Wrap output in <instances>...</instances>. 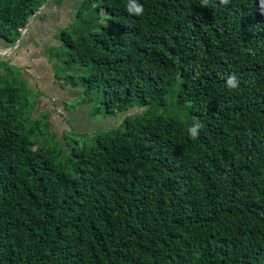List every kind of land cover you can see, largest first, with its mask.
Returning a JSON list of instances; mask_svg holds the SVG:
<instances>
[{"label": "trees", "instance_id": "16d2710c", "mask_svg": "<svg viewBox=\"0 0 264 264\" xmlns=\"http://www.w3.org/2000/svg\"><path fill=\"white\" fill-rule=\"evenodd\" d=\"M44 1L0 0V36L15 44ZM93 1L109 14L62 32L65 63L108 114L177 87L187 118L127 116L74 146L70 171L32 144L18 89L0 84V264H264L262 0H137L142 16Z\"/></svg>", "mask_w": 264, "mask_h": 264}, {"label": "rangeland", "instance_id": "374dc122", "mask_svg": "<svg viewBox=\"0 0 264 264\" xmlns=\"http://www.w3.org/2000/svg\"><path fill=\"white\" fill-rule=\"evenodd\" d=\"M49 1L45 0L42 6ZM51 1L59 2V0ZM97 4L98 1L87 4H84L83 0L64 1L59 9L61 10L60 26L56 25L59 29L58 38L62 39V32L76 36L81 33L88 35L97 30L109 14L106 7L97 8ZM58 22L55 17L52 24ZM65 51L66 48L62 43L49 49L52 71L59 81L54 82L55 75L52 76L45 59L38 62L37 69L34 70L39 80L38 85L25 79V74H28L26 68L19 67L11 61L0 64L2 69L0 84H10L18 89L19 108L21 107L25 114L23 128H33L30 136L32 144L59 149V161L66 165L67 170H73L68 163L74 146L93 145L98 134L109 130L112 134L113 131L122 130V121L127 116L161 114L180 120L187 118L188 103L180 104L177 101L175 94L177 87L167 94L164 102L152 101L142 104L134 98L127 110L108 114L102 101V91L98 88L88 90L87 85L82 81L83 71L80 65L65 63ZM36 56L39 57L38 53ZM44 91L55 96L53 107H49L50 105L44 102Z\"/></svg>", "mask_w": 264, "mask_h": 264}, {"label": "crops", "instance_id": "0c3cea01", "mask_svg": "<svg viewBox=\"0 0 264 264\" xmlns=\"http://www.w3.org/2000/svg\"><path fill=\"white\" fill-rule=\"evenodd\" d=\"M64 1L59 3L50 0L40 11H37V13L31 17L30 25L23 33L20 42L15 45L12 50L9 49L11 44L0 36V64L4 62L10 63L11 61L19 67L26 68L28 74H25V79H29L33 81L34 84L38 85L39 80L36 78L34 70L37 69L38 62L40 63L42 60L44 61L46 59L48 69L52 72V76H54L55 73L52 71L53 65L49 56V49L54 46H59L62 43L61 39L58 38L59 36H57L59 34V29L56 28V25L60 26L61 15L59 14H61V10L59 9ZM55 17L57 22L60 21L56 24H52ZM37 53L39 57L36 56ZM1 70L0 67V71ZM53 79L54 82L58 80L56 75ZM44 92L45 93L42 92L45 97L44 102L46 105H50L49 107H53L55 96L49 95L48 91ZM43 98H41V101Z\"/></svg>", "mask_w": 264, "mask_h": 264}, {"label": "clouds", "instance_id": "9594fccd", "mask_svg": "<svg viewBox=\"0 0 264 264\" xmlns=\"http://www.w3.org/2000/svg\"><path fill=\"white\" fill-rule=\"evenodd\" d=\"M230 0H220L223 5H228ZM208 0H203L202 6H207ZM127 11L130 14H135L137 16H142L144 14V7L142 4L138 3L137 0H129L127 4ZM262 7H264V0H262ZM240 86V80L236 74L228 75L226 77V87L229 91L236 90ZM203 128V124L199 121L190 125L187 129L188 135L192 140H196L199 137L200 131Z\"/></svg>", "mask_w": 264, "mask_h": 264}, {"label": "water", "instance_id": "95a60500", "mask_svg": "<svg viewBox=\"0 0 264 264\" xmlns=\"http://www.w3.org/2000/svg\"><path fill=\"white\" fill-rule=\"evenodd\" d=\"M42 7H43V6H42ZM42 7H40L39 9H37V10H36V11L30 16V18H29V20H28V23H27V25L25 26V28L22 30V33H21L19 39L16 41V43H15L14 45H12L11 47H9L10 50H12V48L20 42L23 33L27 30V28H28L29 25H30L31 17H32L34 14H36L37 11H40V10L42 9Z\"/></svg>", "mask_w": 264, "mask_h": 264}]
</instances>
